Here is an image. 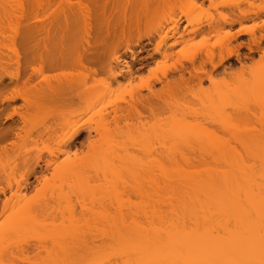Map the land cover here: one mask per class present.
Instances as JSON below:
<instances>
[{
    "label": "rangeland",
    "instance_id": "374dc122",
    "mask_svg": "<svg viewBox=\"0 0 264 264\" xmlns=\"http://www.w3.org/2000/svg\"><path fill=\"white\" fill-rule=\"evenodd\" d=\"M0 1L3 3H1L0 6H7L6 8H4H8L7 11L10 12L8 14H5L7 13V11L4 10L6 12H2L3 9L0 7V16L2 14H5V19L7 16L9 17V19L11 17V20L13 19L12 22L7 18L5 20V22H7L8 20V23H6V25L4 24L5 22H3L4 19H2L3 21L0 20V22H3V24H0V28L2 31L5 30L4 32H6H3L4 35L6 34V37L3 35V38H0L3 39L2 42L0 41V81H2V84H0V125L2 127V131L4 132L7 129H10V131L13 128L16 129L12 131V135L9 134L10 136H8L7 141L5 140L6 142L3 143V141H1L2 143H0V188L7 189L11 186L15 190L18 186V183H22L24 175H26V173L28 172V162H35L36 160L42 159V161H44L42 163L49 161V163H51V161L53 160L54 163H57V166L60 164V167L58 166L59 168L68 169H58L61 170V172L60 175L57 176L59 178H56L59 180V182L58 180L56 182L58 185H60V188L61 186H64V188L62 187L63 194L66 195L67 190L71 191L73 189L71 188L72 185H70V188L67 186V184H70L69 182L71 181L73 185L75 182L76 186L78 187L77 181L79 180L81 182L80 185H84L83 187H85L86 189L85 190L84 188H82L80 193L78 194H81L80 196H83L81 197V199L77 194L72 195L71 192V197H69L68 199L66 198L67 200L61 198V200L55 199L53 200V202L52 200L50 201L49 199H47L46 202L49 205L51 203L52 204L50 206L46 204L45 210L44 206L41 205L43 209L40 208V210L38 208L37 210L40 211L36 213L38 214L37 218L39 219L37 221L42 222L41 220H43L42 224L43 226H45L44 231L37 230V228L39 227L36 226V222L35 224L26 225L29 226L28 228H30L31 230L34 229V232H32L34 233L33 235L32 233H30V229L27 228V233H29L30 235L32 234L34 237H32V235L26 236V233H24L26 231H24L25 229H23V233L26 237H23L21 235L22 237L19 238L15 236L14 239L13 236V241H11V237L8 238L6 242H2L4 244H1L0 241V253L8 255H2L3 259H1L3 260L4 264H69L70 260L72 259V257L70 256L73 255H69L71 253V240H69L70 237L65 236L67 230L66 228L69 225V227H71V224L78 220L79 223H76V225L79 226L80 229L74 230L80 231L84 223H86L88 227L90 226V230L89 228H86L88 231H90L89 234L93 233L90 235L94 239L95 233H101L103 230V228H101V230L99 229L101 227V223L100 225H98L95 220H99V218H105V216L114 217L115 215L116 217L118 214L116 210H119V214L125 213V215L126 213L127 215H129L130 213H141L144 210L149 211L148 206L151 199L148 196H152L151 193H153V188L151 187L154 186L155 181L153 180L154 176H152L153 178L151 179V175H149L151 169L150 165L152 166V164H150L151 161L146 159L150 155V159L153 158V154L155 156H158L156 154L160 153L165 154V151H167L168 148H173L174 143L176 147L179 148V145H177L174 140V142H171V140L166 141L165 139V137L167 136L168 140V138H170L168 136H170V134L172 133H169L168 129L170 130L172 124H176L173 123V114L176 111L177 112L175 113V119L178 120L179 118L177 124H180L181 122H185V125L187 123H190L191 127L190 125L187 127H183V130H185L186 128H190L191 130L189 129V131L191 132V134L193 136L195 134L196 136H194L193 138L202 137L206 135L207 137L214 136L215 138L217 137L221 140L225 138L223 142L226 141L227 144L229 143V145L231 144L232 146L237 148L238 143H235V146V141L231 142L232 140L230 141V137H232L234 134L238 135V132L241 133L242 131H246L243 132L245 133L244 135H249L250 137L255 134L252 135V133H249V131L262 132L260 134L261 137H263L264 111H262L261 106H263L264 108V94H259V90L255 92H258L257 95L258 97L260 96V98H262V102L260 99H256L257 96L255 97L254 94V96L247 99V101L238 99V97L234 96H231L234 99H231V97H227L230 100L226 101V103L223 102H225V100L227 99H219V97H217L218 93L215 96L212 95L215 94V90L218 89L217 87L221 86V88H226L224 83H227V85L230 84L229 89H233V86L231 88V84L235 85L236 83H238L240 80L239 78L242 77L241 75H243L244 78H250L251 74L254 73L255 69L256 71H258L259 69V72L261 69H264V0H114L113 2L109 3L108 8L106 9V14L108 16V25L107 29L105 28V31H103L102 33L100 31V28L98 30L97 26H95L94 24L92 6L89 8L91 11V17H89L87 10H83V15L86 17V24H88V31L85 35L81 34L80 15L78 14L79 3L84 2L82 0H55V2L52 0V8H50L52 10H50V13H52V11H58L57 13L59 16L57 20L56 37L50 39L47 48H45L43 45H40L39 47L35 44L32 45L34 53L36 54L34 55L36 56L35 60L29 59V52L24 50V47L21 43V37L19 38V36H21V33L19 32H22V30L20 29L23 28L22 23L24 22L23 19L25 18V16H23L25 14L24 12L22 13L20 11V8L22 6L27 8L28 5L26 6V3L28 4V1L26 2V0H21V2L25 3V5H21V3L18 4L20 2L18 0ZM8 5H10V10ZM93 7L98 13H102V11L97 9L99 6L95 7L93 5ZM17 9H20L19 11L21 12V14H23V17H21L20 13L16 12ZM189 11H192V13H190ZM187 12L190 13L191 16ZM240 12L248 13L249 18L242 21L241 24L238 23L231 27L228 24L229 21L231 22V20H235L240 17ZM185 13H187L191 19H193V17L195 16L194 18H196L197 23L194 24L193 27H188V23L185 22V18L183 17ZM180 19L182 20L181 31L183 27L187 25L188 30H192V28L197 29V27H201L202 32H200L202 34L198 32L196 35H192L191 37L193 39L191 37V39L187 37L186 39L189 44L187 42L179 43L178 46L173 47V45L171 44H174V41H168L164 44L165 46L163 45V47L160 49L161 53H159L158 55H154L153 58H150L148 55L153 54L154 49L160 40V36H154V38L150 42L145 38L147 36L149 37V35L154 33L152 32V30L154 31L156 29V26L160 27L165 25L166 28H168L172 26V23L169 22L178 21ZM59 20L60 23L65 26V34L64 39L62 41H60V34L58 32ZM215 28H217L218 30ZM16 29L18 33H16V31L14 33L13 30ZM237 31H241L242 33L238 34ZM0 34H2V32H0ZM233 34L238 35L234 38ZM161 35L163 36V33H161ZM44 38L45 36H40L38 38V43L42 42ZM142 39L143 41L141 45L138 46L137 41L139 42V40ZM252 40H256L255 42L258 41L260 43V47L263 52H260L257 49V46H253L255 50L254 52H250L248 48H245V46H248V43H251ZM196 41H199V43ZM60 42L63 43L61 47L59 46ZM87 42H89V46L87 45ZM240 44L245 45L238 50L240 58L238 59L237 57L233 56L232 58L227 59V61H224L221 64V58L226 57L228 55V52H233L236 47ZM194 45L198 46L195 47ZM195 50L197 54L195 53ZM130 51L137 53V55L135 56L136 64H134L133 62V56ZM190 55L191 57L195 58L194 67L187 61ZM117 57H120V60L122 61H120V68L118 67V70L116 71H118V73L120 71V73H123L125 77L123 75V77L115 79L110 77L113 76L110 72H105L103 66L105 64L107 65V63L111 61H114ZM49 60H59V66L55 69H47L46 63ZM179 64H182L184 68L188 69L187 71H190V73L193 75L191 76L190 73L185 74V78L189 79L186 82L187 84L184 83V81L182 82V84L180 83L181 81L179 82L180 74H178L179 72L177 71V68L180 67ZM124 65L125 67L127 65H133L132 73L134 75H128L129 72L127 74ZM213 66H217V68H214ZM115 67L117 69V66ZM182 67H180L179 69L181 70ZM245 67L246 69H244ZM120 69H123L124 71L121 72ZM251 70L254 71L251 73ZM27 73H34V80L29 85H24L23 81L25 80V76ZM164 74H166V78L163 77ZM18 75L21 76V79L24 80L16 79L14 80V82H11V77L14 78ZM210 76L214 78L213 82L215 83H213L211 80L209 81L208 77ZM155 77L157 79L159 77L162 81H160V83H154V81L156 82L157 80L154 79ZM231 81H233L234 84ZM151 82L154 84L152 85ZM262 82L263 83L261 85H264V81ZM148 84H151L149 86H151L152 88L150 87L148 89ZM222 85H224V87H222ZM221 90L219 89L217 91ZM209 95H211L210 97H213L209 98L210 100L213 99L214 103H217L216 101L218 100H222V103H218V105L216 104L218 106L217 114L214 110L215 108L212 109V105L211 109L206 108L204 105L202 106V101L204 102L206 100L204 96L208 98ZM215 97L218 100H216ZM207 100L205 101L206 103H208ZM229 101H232L230 105L228 104ZM254 102L256 104L255 108L253 106L255 104H252ZM209 103L212 104L211 102ZM198 104H200L201 106ZM219 104L224 106V108L227 107V105L225 104L229 105L230 108H227V112L225 113L227 117H229V115L230 117H232L230 123H232V121H236L235 127L240 124L239 122H241L240 120L242 119L243 123H246L243 124L241 122L240 126H238L237 129H234L233 127L231 129H227V126L230 123H227V125L225 120H229V118H225L226 116H223V118H225L223 119L220 116V118L222 119L221 121L220 118L217 117L220 114L222 115V113L224 112V108ZM248 104L250 105L248 106ZM232 106H234V109ZM236 106L239 109H237ZM256 107H260L261 111L258 110L259 108L257 109ZM219 109L220 112L222 110V113L220 114ZM231 112H234L235 115H233V113ZM177 113L178 115H176ZM208 113L209 116L210 114L212 116L208 117ZM184 117L188 121H186ZM236 117L238 119V123ZM180 118L182 119L180 120ZM213 118H216L217 120L215 121V119ZM208 119L210 121H208ZM250 119L257 125L255 126L254 123H251L253 126H249L248 124L250 123L247 124V122H251ZM220 121L223 122L224 126L221 124ZM197 123L199 125H197ZM216 124H218L220 128H218ZM245 124H247V126ZM201 128L202 130H200ZM76 131H79V134L75 139L76 142H78L77 144H75V146L72 145L68 147V145H66L67 141ZM18 133H20V135ZM17 134L18 137L21 138L18 139ZM188 135L189 133L186 136ZM235 136L236 135H234V139ZM256 136L258 137V135ZM104 137L111 140L109 141L110 143L108 144V147H106L107 144L105 145L108 140L105 141L106 138ZM100 139L103 143H105L103 144ZM12 143L15 146H13ZM168 143L171 147L168 146ZM190 143L192 144V142ZM164 146H167L165 147L167 148V150L164 148ZM101 147H105L107 151L104 148L102 149L111 154L113 151H115V153L117 152L119 154L118 156H120L121 152L123 151L122 155L124 154V152L126 153L125 155H123L124 157L127 155V157L131 158V161H129V165L126 167V169H124L125 172H121L122 176H120V179H116L115 177L114 179H110L111 176H114L115 174L117 175V173L113 175V172L110 173L109 177L108 175L103 176V174H105V171L107 170L104 171L103 169L102 174V170L100 171V169L97 167L98 165H96L99 163H93V160L91 159L89 162V165L91 166L90 170L87 167V170L85 171L84 169L80 170L82 168L77 166V164L76 171H74L75 168H69L68 166H65L67 165V162H64L69 157H67V155H72V158L75 160L79 157L77 159L78 162H76L79 163L80 159L89 157L91 153L92 155L98 153L96 151H98ZM180 147H182V150H184V152H189V150L185 149L187 148L186 146L182 145ZM124 149H126V151H124ZM192 150L194 151V148ZM196 150L194 151L195 153L198 151L200 152V149L198 151ZM192 152L191 154L194 153ZM111 154H109L108 157H110L112 160V157L114 156L113 154L112 156H110ZM74 155L76 156V158ZM115 159L116 157H114V160ZM139 159L141 160V163L146 161L147 162L141 164ZM117 160L115 161L116 163L113 161L115 165L117 164ZM108 161L109 160L105 161V163L108 164H104V162L101 160L99 162L101 164L103 163L101 166L110 170V168H108L107 166L109 165ZM156 162H154L153 164L157 165ZM63 164L65 165L63 166ZM118 164L120 163L118 162ZM113 165L111 166L113 167ZM120 166L121 165H118L119 169ZM100 168L102 169V167ZM44 169L45 166H43L42 169L43 173H38V175H47V179H49L51 176L50 174L53 173V170L47 168L44 171ZM64 170L65 172L67 171L66 174L72 177L69 176L70 178H68V175L65 174ZM153 170H151L152 175H154L152 172ZM116 171L118 172V170ZM72 172L73 174H71ZM74 172L76 173L74 174ZM92 173L95 174L94 176L97 178H95ZM128 175H130V177ZM74 176L76 178H74ZM51 177H53V175ZM86 177L89 178V180H87ZM105 177H107L110 181L108 179H104ZM99 178L102 181L99 182ZM130 178L134 181V183L130 180ZM53 179L55 180V176L52 178V181L50 179L49 181L54 185L55 183ZM105 180H108V185ZM115 180H117V184L115 183ZM49 181L47 180L46 182H48L49 184ZM43 182L44 181H42V183L38 185L39 182H36L35 178H31L30 183L32 185L25 192L26 194L28 193L26 196H28V198H31V196L34 195L33 192H36L34 191V189L37 185L39 186V189H43ZM102 183L104 184V189L109 187V191H111L110 189H112L110 188V186H115L118 191L124 187V190L122 189V191H125L126 193L123 192V194H120V191L119 194L121 198L123 196L122 199H124L125 201L121 198V200L116 199V201L118 200L120 202H115V200L113 201L111 199L110 202L112 204H110L109 200L106 199L105 195V192L107 190L105 192H101L103 190ZM136 183L138 185H136ZM131 184H133L131 186L132 188L137 186L136 189H134L136 191H138L139 189V192L127 190L128 188H130L129 185ZM117 185L121 187L118 188ZM31 187H33L34 189ZM51 187L53 186L46 185L45 187L46 191H48L46 193L48 194V196L52 193V191H54L53 188L56 187V185H54L52 189ZM60 188L59 190H61ZM78 188H76L77 190H75L78 191ZM116 189H112V191L115 192ZM148 189H150V191L152 192H148ZM55 190H57L55 191V193H60L57 187L55 188ZM82 190H84L83 194L86 195L88 193L91 197L86 195L88 197H85V200V195H82ZM129 191L130 193H128ZM7 192V196H10V191L8 190ZM143 192L146 193L144 194ZM101 193L105 196H102ZM108 194L110 195V193ZM75 196L78 197L77 199H79V201L75 199ZM100 197H102L103 200ZM68 200H70V203L68 202ZM83 200L86 201V204L84 203L85 205L83 203H80L85 202ZM106 200L107 203L112 206V208H110V205V207L108 206ZM46 202L44 201V203ZM78 202L81 207L78 206ZM104 203L106 204V206L104 205ZM73 206L74 210H72ZM71 210L73 211V213L70 212ZM35 212L36 211H34L32 214H34ZM80 213H82L83 215ZM72 214H75V216H72ZM70 216H72V218ZM76 216H78V218H76ZM40 217L42 219H40ZM49 218L51 219L48 220ZM2 221H4V218ZM13 224L14 223L12 222L9 223L10 227ZM4 226L6 228V225ZM43 226L41 225V228H43ZM7 228L6 233L16 234L18 232L16 230L11 229L15 228L14 226L9 229ZM73 228L75 227H71V229ZM16 229H18V227ZM10 230H13V232H11ZM35 230L37 231L35 232ZM83 230L85 231L84 228ZM0 231L5 232L4 229H0ZM19 232L22 233V229ZM39 232L41 236L38 234L39 236L38 238H36L37 236H35V233L37 234ZM70 232L72 233V231H69L67 234L69 235ZM86 232L87 231H85V233ZM62 237H66L64 241L60 240ZM66 239L67 243H65ZM16 240L18 243H16ZM19 240H21L22 243L19 242ZM7 241L11 244L7 243ZM25 241L27 242L25 243ZM38 241H41V244ZM68 242L70 245L68 244ZM63 243L68 246L65 245V247ZM13 244L15 245V247ZM22 244L25 245L23 246ZM94 246H99V244L94 242ZM19 247L21 248V250H28L26 251L28 252V255L25 252H22V254ZM68 249L70 251H68ZM18 252L19 254L21 253V255H19ZM10 254L13 255L14 258H20L19 260L21 261L18 262V259L17 261L16 259L13 261L14 258L11 259ZM22 255L24 256L21 257ZM27 256H29L28 258H31L30 260H32L33 263H31V261L27 263L24 261V257ZM21 258H23V261L25 263H23ZM7 259H10L11 262L7 263L6 261L5 263V260ZM89 264H91V262Z\"/></svg>",
    "mask_w": 264,
    "mask_h": 264
},
{
    "label": "bare ground",
    "instance_id": "6f19581e",
    "mask_svg": "<svg viewBox=\"0 0 264 264\" xmlns=\"http://www.w3.org/2000/svg\"><path fill=\"white\" fill-rule=\"evenodd\" d=\"M18 1H20L18 4L21 3V5L22 4L25 5V3L21 2V0H18ZM27 1H28V4L26 3V6L28 5L27 8H25L23 6L21 8L18 7L21 9V10L20 9L19 10L22 13L24 12L25 15L21 14V12L18 9L16 11V12L21 14V17L25 16V18L23 19L24 22L22 23L23 28L20 29V30H22V32H19V33H21V36H19L20 34L17 36H19V38L21 37V43L24 47V50L29 52L28 53L30 56L29 59L35 60L36 56H34V55H36V54L34 53L32 45L35 44L38 47L40 45H43L45 48H47L48 42L50 41V39L56 37L57 20H58L59 16L57 13L58 11H52V13H50V10H52V9H50V8H52V6H51L52 0H26V2ZM53 1L55 2V0H53ZM82 1L84 3H79V7H78L79 8L78 14L80 15V23H81V25H80L81 26L80 27L81 28V34L85 35L88 31V24H86V17L83 15V10H87L89 17H91V11L89 9L91 6H92L93 15H94L95 26H97L98 30L100 28L101 33L103 31H105V28L107 29V25H108V22H107L108 16L106 14V9L108 8L109 3L113 2L114 0H82ZM207 1H212V0H207ZM1 3L2 2L0 1V5H1ZM21 5H19V6H21ZM93 5L95 7L99 6L97 9L102 11V13H98L95 10V8L93 7ZM0 7L3 9L2 12H4V13L8 10V8L5 9L7 6L6 7L4 6L5 8L3 6H0ZM8 7L10 10L11 9L10 5H8ZM191 7H192V5H191ZM4 10H6V11H4ZM8 13H10V12L7 11V13H5V14H8ZM187 13H185V15H183V17L185 18V22L188 23L187 24L188 27H190V26L193 27L194 24L197 23V20H196V18H194L195 16L193 17V19L190 18V16H191L190 13H192V11L190 13H188L190 16ZM5 14H2L4 16H2V15L0 16L1 17L0 20L4 19V21L2 20L3 22H5V20L7 18H8V20H11L12 17L9 19V17L7 15H6L7 17L5 19ZM248 16H249L248 13L240 12V17H238V18L235 17L237 19L234 18L235 20H231V22L229 21V23L228 22H226V23H228L232 27L235 24H238V23L241 24L242 21L249 18ZM15 17H17V16H15ZM8 20H7V22L4 23L5 25H6V23H8ZM11 21L13 22V19ZM19 21H22V20H19ZM3 22H0V24H3ZM14 22H15V20H14ZM169 23H172V26H170V27L167 26L168 28H166L165 25L160 26V27L156 26V29L154 31L152 30V32H154V33H152V34L150 33L151 35H149V37L147 36L148 38L147 37L145 38L150 42L154 38V36H156V35L160 36L159 37L160 40L157 43L153 54L148 55L150 58H153L154 55H156V54L158 55L159 53H161L160 49L168 41L173 40L174 44H171V45H173V47L178 46L179 43L187 42V39H186L187 37L190 38L192 35H196L198 32L199 33L202 32L201 27H197V29L192 28V30L191 29L188 30L187 25L185 27H183V29L181 31V23H182L181 19L178 21H173V22H169ZM209 27H211V26H209ZM212 27H213V25H212ZM212 29H214V28H212ZM215 29H217V28H215ZM4 31H2L0 28V32H2V34H0L1 35L0 38H3L4 33H6ZM13 31H14V33H15V31H16V33H18L17 29L13 30ZM241 31H237V33L241 34L242 33ZM58 32L60 34V41H62L64 39L65 26H63L62 23H60V20H59ZM161 33H163V36L161 35ZM238 34H236V35L233 34L234 38L237 37ZM251 34H253V33H251ZM40 36H45V38L43 39L42 42L38 43V38ZM15 38H17V37H15ZM190 39H189V41H190ZM2 40L3 39H0L1 42H2ZM142 41H143V39L139 40V42L137 41L138 46L141 45ZM255 41L252 40L251 43H248V46H245L243 44L238 45L233 52L230 51V52H228V55L226 57L221 58V64L224 61H227V59L232 58L233 56H235L239 59L240 56L238 54V52H239L238 50L243 46H245V48H248V50L250 52H254L255 50H254L253 46H257V49L260 52L261 51L263 52V50L260 47V43L258 41H257L258 43ZM196 42L199 43V41H196ZM62 44L63 43L60 42L59 46L61 47ZM87 45L89 46V42H87ZM196 46H198V45H196ZM131 53L133 56L132 57L133 62H134V64H136V62H135L136 57L135 56L137 55V53L136 52H131ZM195 53H196V50H195ZM192 56H194V55H192ZM245 57H247V56H245ZM120 61H122V60H120V57H117L114 61H111L114 65L111 62H109V63H107V65L105 64L103 66V69L105 70L106 73L110 72L113 75V76H110L111 78L117 79L119 77H123V75H124L123 73H120V71L118 73V71H116V70H118V67L120 68V66H119ZM187 61L190 64H192L193 67L195 66V64H194L195 58L191 57V55H190L189 59H187ZM59 62H60L59 60H49L46 63V67H47V69H55L59 66ZM219 64H220V61H219ZM181 65L182 64H179L180 67L183 66V65L182 66ZM115 66H117V69ZM121 66H123V65H121ZM132 66L133 65H127L125 67V65H124V67L126 68L125 71L127 72V74L129 72L128 75H130V76H132L131 74H133L132 73ZM202 66H203V64H202ZM213 67L217 68V66H213ZM179 68H177V71L179 72L178 74H180L179 75L180 79L179 78H177V79H179V82L181 81L180 82L181 84L183 81H184V83H186L189 79L185 78V74L190 73V71H187L188 69H185L184 66L181 68V70ZM140 69H142V68H140ZM244 69H246V67ZM197 70H198V68H197ZM263 70L264 69L260 70V72H262V73L259 72V69H258V71H256V69H255V71L253 70L254 73H252L253 71L251 70L252 74H251V76L249 75L250 78H247L245 76L247 79L244 78L243 75H241L242 77L239 76L240 77L239 82L236 83L235 85L231 84V88L233 86V89H229V86H230L229 83H228L229 85H227V83L226 84L224 83L226 88L224 87V85H222V87H224V88H221V86L217 87L218 88L217 90H219V89L220 90L222 89V90L221 91L215 90L216 92L212 96H215L218 93L217 97H219V99H221V98H223L224 100L227 99L223 103H226V101L230 100L227 97L230 98L231 96L238 97V99L247 101V99L253 97L254 94H255V97L257 96L256 99L258 98V100L259 99L261 100L262 98H260V96L258 97V95H257L258 92L257 93H255V92L257 90H259V94H261V93L264 94V85H261L263 83L262 81H264ZM122 71H124V70L122 69L121 72ZM191 76H193V75L191 74ZM124 77H125V75H124ZM163 77L166 78V74H164ZM208 78H209V81L210 80L212 82L214 81V78L212 76H210ZM212 78H213V80H212ZM16 79L17 80H24V79H21V76L18 75L14 78L11 77V82H14V80H16ZM154 79L156 80L157 78L155 77ZM159 79L160 78L158 77V79L156 80V82L154 81V83H160V81H162V80L161 79L159 80ZM33 80H34V73H27L25 76V80L23 81V84L29 85ZM234 81H237V80H234ZM231 82L233 83V81H231ZM154 83L151 82L152 85ZM184 83H183V85H184ZM213 83H215V82H213ZM0 84H2V81H0ZM151 84L147 85L148 89L151 87V86H149ZM261 88H263V89H261ZM208 93H211V92H208ZM210 96L211 95H209L208 98L206 96H204V97L206 98V100L207 99L210 100V98H213ZM232 98L233 97H231V99ZM209 100H207L208 103L211 102L212 104H210V103L208 104L205 101L204 102L202 101V106L204 105L208 109H211V107L213 106L212 109L215 108L214 110L217 114V112H218V106L217 105H218V103H222V100H218L216 98V100L219 101V102L216 101L217 103H214L213 99H211L210 101ZM262 101L263 100H261V102ZM231 102L232 101H229L228 104L230 105ZM228 104H225V105H227V107H225V108H224V106L219 104L220 106H222L224 108L223 109L224 115L222 113V110L220 112V109H219V114L222 113V115L220 114L217 116L218 118H220V116L222 118H223V116H226L225 118H229V120L226 119L228 122L225 120L226 124L227 123L229 124L230 120L232 118V117H230V115H229V117H227V115L225 113V112H227V108H230ZM252 104H255V102ZM198 105H200V104H198ZM249 105L250 104H248V106ZM253 106L255 108L256 104ZM232 107L234 109V106H232ZM261 107H262L261 108L262 111H264L263 106H261ZM236 108H237V106H236ZM256 108L257 109L259 108L258 110H260V107H256ZM237 109H239V108H237ZM183 111H184V109H183ZM203 111H204V109H203ZM234 112H231V113H233V115H235ZM236 112H237V110H236ZM173 113H174V111H173ZM175 113L173 114V116H174L173 123H176V124H172L171 125L172 128L170 127V130L168 129L169 133L172 132L170 134V136H168L170 138H168V140H167V136L166 137L164 136V137H165L166 141H169V140H171V142L175 141L176 144L179 145V148L176 147L175 143H174L173 148H170V149L168 148V150H167V148H165L167 146H164V148L167 150V151H165V154H162V153L156 154L155 153L158 156H155L153 154V158H151L153 160L150 159L151 155L148 157L149 159L148 158L146 159V160L151 161L150 164H152V166L150 165L151 169H150L149 175H151L150 176L151 179L153 178L152 176H154L153 180L155 181L154 186L151 187V188H153L152 189L153 193H151L152 196L151 197L148 196L151 199L150 203L148 202L149 203V206H148L149 211L144 210L143 212H141L142 215H141V213H138V212H136V214H131L129 212L130 213V214L128 213L129 215H127V213L125 215V213L119 214L120 213L119 210H116L118 213L116 217H115V215H114V217H111V216L106 217L105 216V218H102V219L99 218V220H95L98 223V225H100V223H101V225H100L101 227L99 229L101 230V228H103V230L101 233H95L94 239L90 235L93 233L89 234L90 231H88L87 228H89V230H90V226L88 227V225L86 223H84L85 226L83 225L84 227L82 226L80 231H75L76 229H80L79 226L76 225V223H79V221L78 220L76 221V219H75L76 222H74L75 223L74 224L73 223L74 219H73V221H72L73 224H71V223L70 224H71V227H75V228L71 229V227H69L70 226L69 225L66 228L67 230H66V235H65V236L70 237L69 240H71V246H70L71 251L69 250L70 248L68 249V251L71 252L69 255L73 254L70 256V257H72V259L70 258L71 260H70L69 264H89L90 262H91V264H264V135H263V137H261L260 133H262V132H250L249 131V133H252V135L253 134H255V135H253L251 137L248 135L249 136L248 137V136L244 135L245 133H243L246 131H242L241 133L238 132V135L234 134V135H236L235 136L236 140L234 139V135L232 137H230L231 138L230 141L232 140L231 142L235 141L234 145H235V143H238L237 148L232 146L231 144L229 145V143L227 144L226 141L223 142V140L225 138H223V140H221V139H218L217 137L215 138L214 136H211V137L208 136L207 137V135L202 136V137L193 138L195 136V134H194V132H193L194 136L191 134V132L189 131L190 128L189 129L186 128L185 129L186 131L183 130V127L189 126L190 123L188 124L186 122L187 124L185 125L184 124L185 122L183 121L184 123L179 122L180 124H177L179 118H178V120L175 119ZM185 113H186V111H185ZM209 113L207 115H208V117H211L212 115L210 114V116H209ZM239 113H240V111H239ZM176 115H178V113ZM12 116H10V117H12ZM225 118H223V119H225ZM181 119L182 118H180V120ZM209 119H212V118H209ZM209 119H208V121H210ZM213 119H215V121L217 120L216 118H213ZM170 120H171V118H170ZM185 120L188 121L186 118H185ZM220 120L222 121L221 118H220ZM236 120L238 123L237 117H236ZM242 120H240V121L243 123ZM250 121L251 122H247V124L250 123V124H248L249 126L250 125L253 126L252 125L253 123L255 124V126L257 125L255 122H252L251 119H250ZM241 122H239V123L241 124ZM232 123H233V125H232ZM232 123H230L229 125L227 124L228 125L227 129L228 128L231 129L232 127L234 129H237V127L240 126V124H238L235 127L236 121L235 122L232 121ZM244 123H246V122H244ZM0 124H1V119H0ZM221 124L224 126L223 122H221ZM247 124H245V125L247 126ZM197 125H199V124L197 123ZM216 125L218 126V128H220L218 124H216ZM230 125H231V127H230ZM168 126H170V125H168ZM0 127H1V125H0ZM190 127H191V125H190ZM200 127H201V125H200ZM14 129L15 128L11 129V131H10V129H7L4 132V131H2V127H1V129H0V143H2L1 141H3V143L6 142L8 139V136H10L9 134H11ZM171 129H172V131H171ZM200 130H202V128ZM187 131L189 133L188 136H190L191 138L186 136L188 134ZM96 133H97V131H96ZM184 133H186V134H184ZM263 133H264V131H263ZM18 134L20 135V133H18ZM18 134H17V137H18ZM78 134H79V131H76L68 139L67 144H66V145H68V147H70L72 145L75 146V144H77L78 141L76 142L75 139L78 136ZM239 134H241V135H239ZM256 135H258V137ZM212 137H214V138H212ZM19 138H21V137H18V139ZM104 138H106V137H104ZM100 141L102 142L101 139H100ZM105 141H107V143H105V142L104 143H105V145L107 144L106 147H108V144L110 143L109 141H111V140L106 138ZM166 141H165V144H166ZM171 142H170V145H171ZM190 142H192V144ZM193 143L196 145H194ZM12 144H11V146H12ZM101 144H99V145H101ZM170 145L168 143V146H170ZM182 145L187 147V148H185V147L184 148L189 150V152H188L189 154L184 152V150H182V147H180ZM190 145L193 147H191ZM13 146H15V145L13 144ZM109 147H110V145H109ZM238 147L239 148L241 147V148L239 149ZM102 148L105 149V147H101L98 151H96L98 153L94 152L95 153L94 155H92V153H91L89 155V157H85V158L80 159L79 163H76V162H78L77 159L79 157L76 158V156L74 155L76 158V160H75L72 158V155L71 156L67 155V157L69 156L68 159L65 162L63 161L64 163L67 162V165L63 164V166L65 165V166H68L69 168H75L74 171H76L77 166L82 168L80 170L84 169V171H85V170H87V168L90 170L91 166L89 165V162L91 159V160H93L92 161L93 163L96 162V163L100 164V167H102V169L99 167V164H96V165H98L97 167L100 169V171L102 170L101 171L102 174H103V169H104V171L107 170V171H105V174H103V176L108 175V177H109L110 173L113 172V175L115 173H117V175L115 174L114 176H111L110 179H114V177L116 179H120V176H122L121 172L122 173L125 172L124 169H126V167L129 165V161H131V158L127 157V155L124 157L123 155H125L126 153L124 152V154L122 155L123 151L120 154L121 157L118 156L119 154L117 152L115 153V151H113L112 154L114 157H116V159L114 160V157H112V160H111V158L108 157V155L111 153L106 152L107 149H105L106 151H104ZM193 148H194V151L196 149H197L196 151H198L200 149V152L198 151L195 153L192 150ZM124 151H126V149H124ZM191 152L193 154H191ZM102 153L106 157H104L102 155ZM112 154L110 156H112ZM55 157H56V155H55ZM105 158H107V159H105ZM100 160L103 161L104 164H108V163H105V161L109 160L108 162H109L110 167H109V165H107V166H108V168H110V170L101 166L103 163L101 164L99 162ZM116 160H117V164L119 162L120 164H118V165H121L120 169H119L117 164H116L117 166L115 165ZM29 162H28V165H29L28 166V168H29L28 172L26 173V175H24V178L22 179V183L21 184L18 183V186L16 187L15 190L11 186L8 187L7 189L0 188V227H1L0 229L5 230V232L0 231L1 232L0 233L1 244H4L2 242H4V241L6 242V240L8 238H11V237H12L11 241H13L12 240L13 236L15 239V236L20 238L22 236L26 237V236H31L32 234L34 235V233H32V232H34V229L31 230L30 228H28L29 226H26V225L35 224L37 222L36 223L37 227L41 228V225L43 226V224H42L43 220H41L42 222L37 221L39 219L37 218L38 214H36V213H38L41 209H43V207H41V205L44 206V210H45V206H46V204H48L46 202L47 199H49L50 201L51 200L53 201L55 199L61 200V198L62 199L67 198L68 199L69 197H71L70 192L72 193V195H76V194L78 195L82 188L85 189V187H83L84 185H80L81 182L79 180L77 181L78 182L77 185H78V187L81 186L80 188H78L74 182V185L76 186L75 187L71 183L72 182L71 181V182H69L70 184H67V186L69 188H70V185H72L74 187L71 186V188H73V189L71 191L67 190V194L65 195V194H63V191H62V187L64 188V186H61V188H60V185H58L56 182L58 180L56 178H59L57 176L60 175L61 170L65 169V168H62V169L59 168L60 164L58 165L59 166L58 167L57 163L56 162L54 163L53 160L51 161V163H49L50 161L42 163V162H44V161H42V159L36 160L35 162H32V161L30 163ZM146 162L141 163V160H140L141 164L146 163ZM154 162H156L157 165L153 164ZM41 163L44 165H42ZM16 164H18V163H16ZM76 164H77V166H76ZM111 165H113V167ZM43 166H45V169L49 168V169L53 170V173L50 175L51 176L53 175V177L55 176V180L53 179V181L55 183L54 185H56L58 190H59V188L61 189V190H59L60 193H58V192H56L57 194L55 193V191H57V190H55L56 187H54V185L49 181V179L52 181L53 177L50 176V178L47 179V177H48L47 175L46 176H43V174L41 176L38 175V173H40V174L43 173V171H42ZM155 166H156V169H155ZM144 167H145V165H144ZM153 168H154V170H153ZM4 169H5V167H4ZM45 169H44V171H45ZM58 169H61V170H58ZM65 170H64V172H65ZM108 170H109V172H108ZM116 170H118V172ZM121 170H123V171H121ZM151 170H153L152 172L154 175L151 174ZM56 172H58V173H56ZM66 172H65V174H66ZM75 173L76 172H74V174ZM71 174H73V172ZM66 175H68V174H66ZM92 175L94 176L95 174L92 173ZM69 176L70 175H68V178L72 177V176H70V177ZM128 176L130 177V175H128ZM83 177H85V176H83ZM31 178H35L36 182H39L38 185L41 184L42 181H44L43 182L44 185L42 184L43 189L41 187H40L41 189H39L38 185H37L38 187L36 186L35 189L33 187H31L36 192L35 193L33 192L34 195H32L31 198L30 197L28 198V196H26L28 193L26 194L25 192L32 185L30 183ZM74 178H76V177L74 176ZM95 178H97V177H95ZM104 179H108V178L105 177ZM47 180L50 182L49 184H48V182H46ZM87 180H89V178H87ZM108 180H105L106 183L108 182ZM130 180H131V178H130ZM98 181L100 182L102 180L100 179ZM116 181L117 180H115V183H116ZM131 181H133V180H131ZM58 182H59V180H58ZM45 183H46V185H52L54 187V188L51 187V189L53 188V190H54V191L51 190L53 194L51 193V194H49V196H48V194H46L48 191H46V189H45V187H46ZM89 183H90V181H89ZM108 183H107V185H108ZM133 183H134V181H133ZM42 185H40V186H42ZM132 185L133 184L129 185L131 189L128 188L127 190L139 192V189H138V191L135 190L137 186L136 187L133 186L135 188L134 189L131 187ZM136 185H138V184L136 183ZM86 186H87V183H86ZM102 186H103L102 188L104 191L102 190L101 192H105L106 190L108 191V192L106 191L107 194L105 192V195H106V199L109 200V202L111 199L113 201L115 200V202H117L118 200L116 201V199H120L121 198L120 194H123V192H125V191H122V189L124 187L118 191V189H116L115 186L112 187L109 185L110 188H112L113 190L116 189L115 192H113L112 189H110L114 193L113 194L111 191L108 190L109 187L104 189V184ZM129 186H127V187H129ZM120 187L121 186H118V188H120ZM76 188H78L79 190L76 191L77 190ZM8 190L10 191V196H7ZM68 191H69V195H68ZM120 191H121V193L119 194ZM149 191H150V189H148V192ZM61 192L63 195L61 194ZM75 192H78V193H75ZM150 192H152V191H150ZM83 193H84V190H82V195H85ZM108 193H110V195ZM128 193H130V191ZM143 193L145 194L146 192H143ZM101 194H100V196H101ZM139 194H137V195H139ZM148 194H150V193H148ZM80 195H78V196L81 199V197H83V196H80ZM86 195L90 196V194H88V193ZM86 195L84 196V199H85V197L86 198L88 197ZM103 195L104 194H102V196ZM107 195H109V196H107ZM116 195L118 198L116 197ZM59 196H61V197H59ZM90 197H89V199H90ZM77 198L78 197L75 196V199H77ZM100 198L102 199V197H100ZM122 198H123V196H122ZM77 200L79 201V199H77ZM85 200H83V201H85ZM107 200H106V203H107ZM122 200H124V199H122ZM44 201L46 203H44ZM69 201L70 200H68V202ZM87 201H89V200H87ZM55 202H58V201H55ZM118 202H120V201H118ZM40 203H43V204H40ZM80 203L86 204V201L80 202ZM73 204H74V202H73ZM107 204L109 206L112 203L110 202V204L109 203H107ZM104 205L106 206L105 203H104ZM78 206H80L79 202H78ZM101 206H102V204H101ZM146 206H147V204H146ZM114 207H116V206H114ZM38 208L39 209L41 208V209L38 211L37 210ZM110 208H112V206ZM81 209H84V208H81ZM72 210H74V206H73ZM72 210L70 211L71 213H73ZM34 211H36V212L34 214H32ZM126 212H128V211H126ZM75 214H77V213H75ZM75 214H72V216L73 215L75 216ZM80 214H82V213H80ZM100 215H101V213H100ZM72 216H70V217L72 218ZM46 217H47V215H46ZM3 218H4V221H2ZM76 218H78V216H76ZM40 219H42V218L40 217ZM50 219L51 218H49L48 220H50ZM46 220H47V218H46ZM1 221H2V224H1ZM3 222H4V224H3ZM11 222L14 223L12 226H14L15 228H11L12 226L10 227L9 223H11ZM44 222H45V220H44ZM69 222H70V220H69ZM39 223H41V224H39ZM4 225H6V228L9 226L7 229L11 228V229L16 230L18 232L16 234L15 233H6L7 230H6ZM74 225H76V226H74ZM17 227H18V229H16ZM44 227L45 226H43V228H41V229L37 228V230H43L44 231ZM27 228L30 229L29 231H30V233H32L31 235L29 233H27L28 232ZM68 228H70L71 230ZM83 228L85 229V231H87L86 233L83 230ZM21 229H22V233L19 232V231H21ZM23 229H25L24 231H26V232H24ZM13 230L12 231L10 230V231L13 232ZM37 230H35V232ZM69 231H72V233L70 232L71 234L69 233V235H68L67 233ZM23 232L26 233V236ZM95 232H97V231H95ZM38 234L40 235V232L37 234L35 233V236H37L36 238H38V236H39ZM33 235H32V237H34ZM62 238L60 240L64 241V239L66 237L63 239ZM40 239H41V237H40ZM9 241H10V239H9ZM19 242H21V240H19ZM26 242L27 241H25V243ZM38 242H40V244H41V241H38ZM94 242L98 243L99 246H94ZM7 243L11 244L8 241H7ZM16 243H18L17 240H16ZM65 243H67V239H66ZM68 244H69V242H68ZM26 245H28V244H26ZM65 245L66 244H64V246ZM66 246H68V245H66ZM14 247H15V245H14ZM96 247H98V248H96ZM2 248H3V246H2ZM20 250H21V248H20ZM26 251H28V250H26ZM26 251L21 250V253L25 252L28 255V252H26ZM36 251H38V250H36ZM19 252H18V254H19ZM21 253L19 255H21ZM39 253H40V251H39ZM0 254H1L0 255V264H2L3 263L2 255L4 253L3 254L0 253ZM4 255H7V254H4ZM16 255H17V253H16ZM23 256L24 255H22L21 257H23ZM28 257L29 256L24 257V261L26 263L30 262V261H31V263H33L32 260H30L31 258H28ZM10 258L11 259L14 258L13 255H11ZM15 259H16V261L18 259V262L21 261V260H19L20 258H14L13 261ZM21 259L23 261V258H21ZM8 260H10V259L5 260V263H6V261H7V263L11 262V260L10 261H8ZM24 261H23V263H25ZM92 261H93V263H92ZM53 263H54V261H53ZM61 264H63V263H61Z\"/></svg>",
    "mask_w": 264,
    "mask_h": 264
}]
</instances>
